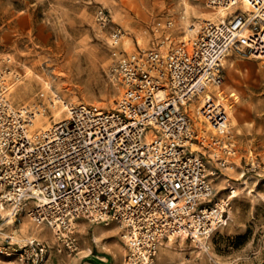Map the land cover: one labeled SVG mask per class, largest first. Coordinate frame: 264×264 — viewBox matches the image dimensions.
Masks as SVG:
<instances>
[{
	"label": "built area",
	"instance_id": "1",
	"mask_svg": "<svg viewBox=\"0 0 264 264\" xmlns=\"http://www.w3.org/2000/svg\"><path fill=\"white\" fill-rule=\"evenodd\" d=\"M205 3L231 11L200 20L192 37L179 41L169 17L151 27L155 44L116 60L112 74L123 90L113 109L70 104L64 118L33 131L44 104L16 106L0 91L2 252L27 264L49 253L47 241L22 243L5 232L23 217L50 227L53 246L68 254L80 250L77 225L84 221L117 226L127 264H151L163 241L175 238L210 249L214 233L229 223L230 199L213 201L209 159L235 148L227 107L206 93L224 82L229 60L264 57V0ZM100 19L106 25L109 15L102 10ZM123 35L114 29L117 40ZM203 93L199 120L191 112Z\"/></svg>",
	"mask_w": 264,
	"mask_h": 264
},
{
	"label": "rangeland",
	"instance_id": "2",
	"mask_svg": "<svg viewBox=\"0 0 264 264\" xmlns=\"http://www.w3.org/2000/svg\"><path fill=\"white\" fill-rule=\"evenodd\" d=\"M186 4L190 23L214 15L205 0H0V91L16 106L43 103L52 118L51 101L113 109L123 90L112 74L116 60L155 44L151 27L169 17L176 20L173 40L185 38ZM102 10L109 15L106 25L100 19ZM117 27L124 32L119 40L113 36ZM189 37L192 34L185 39ZM56 92L63 98H57ZM209 92L227 107L228 138L235 148L232 155L220 153L219 159H209L207 153L208 169L214 171L213 201L229 197L230 220L214 233L208 251L188 239L164 240L154 262L264 264V57L229 60L224 82ZM205 97L203 93L193 99L191 114L199 120L205 116L197 105ZM25 220L42 229L35 233L24 229ZM87 225H77L80 241L93 240L97 234L100 244L111 247L116 255L111 264L126 262L119 228L115 232L108 231L109 226ZM97 227L103 231L97 232ZM5 232H15L22 243L28 239L49 242L52 248L39 264H86L76 253L58 251L51 228L29 217L7 226ZM6 263L27 264L19 254L0 250V264Z\"/></svg>",
	"mask_w": 264,
	"mask_h": 264
},
{
	"label": "bare ground",
	"instance_id": "3",
	"mask_svg": "<svg viewBox=\"0 0 264 264\" xmlns=\"http://www.w3.org/2000/svg\"><path fill=\"white\" fill-rule=\"evenodd\" d=\"M187 5V9L185 10V15H183V18H184V20H185V23H186V28H187V33L186 34H184V37L185 38H187V36H191V34H193V32H195L196 30H197V28H198V25H199V21H196V22H194V25L195 26H192V27H190V21H189V18H188V15H189V4H186ZM245 7L247 8L248 7V5H245ZM231 11V9H227V8H220L218 11H216V12H214V15L213 16H210V17H208V18H212V19H217V18H221V19H224L225 17H226V15L229 13ZM197 12V10H195L194 11V13H196ZM205 17H206V15H205ZM43 82H45V81H43ZM48 84H50L49 82H48ZM46 86V85H45ZM44 87V86H43ZM207 95H211L210 94V92H207L206 93ZM56 97L57 98H61L62 96L59 94V93H57L56 92ZM63 98V97H62ZM58 100V99H57ZM114 101V100H113ZM60 102H63V104H59ZM51 104H52V111H53V118H52V115H50L48 112H47V110H46V108H42V110H40V112H39V114L37 115V117H36V120H35V128H40L41 130L42 129H46V128H48V127H50L51 125H52V122L53 121H59V120H61L62 118H64L65 116H66V110H67V107L70 105V103H68V102H66V101H51ZM34 128V129H35ZM222 180V179H221ZM224 181H226L225 179H224ZM228 181V180H227ZM221 185V184H220ZM224 185H225V183H224ZM223 185V186H224ZM223 186H221V187H223ZM235 188H237V187H235ZM234 187H233V191H236V189H235ZM222 189V188H221ZM238 192V191H237ZM234 195H236V193H234L233 194V196ZM231 197V196H230ZM217 202H222V199H219V200H217ZM2 213L4 214V213H6V211H2ZM232 218V217H231ZM13 221V219H10L9 220V222H12ZM23 227H24V229H26V230H32L33 231V233H35V231H37V230H41L42 228H39V225L37 226H34L33 224H32V222L31 221H24L23 222ZM23 229V228H22ZM24 229H23V231H24ZM118 229V227L117 226H109V228H107V230L108 231H115V230H117ZM25 230V231H26ZM105 230V229H104ZM24 231V232H25ZM103 231V230H102ZM115 232H117V231H115ZM115 232H114V234H115ZM48 233V232H47ZM107 234V233H106ZM95 238L96 239H98V235H96L95 236ZM172 240H174V239H171V241ZM54 241V240H53ZM97 241V240H96ZM98 242V241H97ZM120 252V251H119ZM159 259L161 258V255H159V257H158ZM126 260V259H125ZM12 262V261H11ZM5 263V262H4ZM126 263V262H125ZM125 263H123V264H125ZM6 264H8V263H6ZM151 264H155V262L153 261Z\"/></svg>",
	"mask_w": 264,
	"mask_h": 264
},
{
	"label": "crops",
	"instance_id": "4",
	"mask_svg": "<svg viewBox=\"0 0 264 264\" xmlns=\"http://www.w3.org/2000/svg\"><path fill=\"white\" fill-rule=\"evenodd\" d=\"M81 225H87V222H81ZM87 226L89 227L88 229L92 227L91 225ZM102 230V227H97V232H101ZM100 243L101 241L95 237H93V240H87V238L81 240L80 250L76 253V255H79L78 260H84L86 264H111L115 259V253L112 252L111 247L109 249V247L102 246Z\"/></svg>",
	"mask_w": 264,
	"mask_h": 264
}]
</instances>
